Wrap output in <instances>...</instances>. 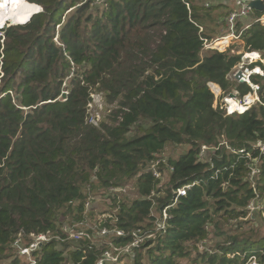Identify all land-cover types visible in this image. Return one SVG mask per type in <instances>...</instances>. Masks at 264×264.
I'll return each instance as SVG.
<instances>
[{"label": "trees", "instance_id": "16d2710c", "mask_svg": "<svg viewBox=\"0 0 264 264\" xmlns=\"http://www.w3.org/2000/svg\"><path fill=\"white\" fill-rule=\"evenodd\" d=\"M229 1L31 0L41 13L0 30V264H25L15 242L40 235L51 239L37 264H97L136 232L154 236L119 264H264V77L252 76L261 103L242 115L216 107L210 88L254 94L229 76L244 53L264 57V10L238 24L250 25L239 44L202 57ZM95 95L108 118L91 109ZM168 146L189 149L171 159ZM80 221L89 237L71 240ZM212 234L221 242L201 253Z\"/></svg>", "mask_w": 264, "mask_h": 264}, {"label": "built area", "instance_id": "2783aa9c", "mask_svg": "<svg viewBox=\"0 0 264 264\" xmlns=\"http://www.w3.org/2000/svg\"><path fill=\"white\" fill-rule=\"evenodd\" d=\"M256 0H232L233 3V11L231 13H229V15L227 16L226 20H225V25H226V33L224 34V36H222L221 38H218L214 43L208 44V42H206L205 44V50H217L219 52H226L235 41H239L242 38L243 32L247 29L250 28L249 24H245L243 26V29L240 30V32L238 31V24L241 21H246L247 19L250 18L251 16V3L254 2ZM263 1V0H262ZM264 3V1H263ZM264 23V17L261 18L260 22ZM234 45V44H233ZM264 64V57L261 53H244V57L242 58L241 63L234 69L233 73H231V75L229 76V78L231 79V81L234 82L233 79L236 78L237 80V76L239 74H242L244 76H248V81L245 82L248 85L251 86V88L253 89V93L255 94V97H253L252 95L254 94H250L247 95L245 97H241L240 93L238 91L236 100L239 102V104L244 105L246 107V111L242 114H245L250 107L261 103V99H260V95H259V91H260V87L259 86H255L252 84L251 82V78L252 76H263L264 77V71L259 68L256 67L254 69H250L249 67L254 65V64ZM259 71L258 73H255ZM237 84H244L241 81L237 80ZM221 90V89H220ZM233 90L227 95L229 96L226 100L227 104L231 105L230 101L231 100V94H232ZM226 96V97H227ZM224 97V98H226ZM223 98V99H224ZM252 98V101H250L249 99ZM252 102V103H250ZM225 107H222V109H224L227 113V115H234V114H239L242 115L239 112H234L232 113L230 111V109H227L226 107V103L223 102ZM255 149H259V151H261L264 154V144H259L257 146L254 147ZM208 150L206 148H204L203 153L201 154V158H205L206 155L208 154ZM226 152L228 154H236L233 150H231V148H227ZM239 154H244V151H239ZM247 156H251L250 154L246 153ZM158 164H156V166H158ZM260 174L259 171V163H257L255 165V168L252 170V173L250 174L249 180L254 182V179L257 175ZM155 176L157 178L160 177L159 173H156ZM193 187V185H186L184 186V188H182L181 190L178 191V196H186L187 195V191L190 190ZM176 204V201H175ZM173 204V205H175ZM261 207L257 206V205H251L249 206V210L251 212L253 211H258L260 210ZM162 217L164 219H166L167 217V212L166 210L161 214ZM73 227L72 228H66V232L69 234L71 240L74 241H79L82 238L88 236L86 234V231H84L85 227H90L89 224L86 221H80V222H73ZM163 230H165V225L163 224V222L160 220L157 223V229H156V234L158 232H162ZM116 234L118 236H124L123 232H116ZM109 235V232L106 229H103L100 232V238ZM154 235H149L147 237H144L140 234V232H136L133 234L134 240L133 242L128 245L125 248H113L112 250L106 251L104 253V255L102 256V258L98 261L97 264H119L121 261V256L123 255H131L134 253V251L138 248L141 247V245H143L145 243V241L151 239ZM89 237V236H88ZM51 239V237L49 236H45V235H40L38 236L34 242H32L31 244L27 245L22 238H19L14 245L15 248V258H18L20 260H22L23 262H25V264H37L38 263V257L36 256V254L40 251V248L42 247L43 243H47L49 242V240ZM90 245L93 248H96L97 250H100L102 247V243L97 239H90ZM246 264H261L259 259L254 255L251 254L248 256L247 258V262Z\"/></svg>", "mask_w": 264, "mask_h": 264}, {"label": "rangeland", "instance_id": "374dc122", "mask_svg": "<svg viewBox=\"0 0 264 264\" xmlns=\"http://www.w3.org/2000/svg\"><path fill=\"white\" fill-rule=\"evenodd\" d=\"M25 2L26 3H29V2H27L26 0H25ZM96 2L100 5L101 3H102V0H96ZM200 2L202 3V4H212L211 6H217V4L219 3V2H225V3H229L228 5H231V1H229V0H200ZM30 4V3H29ZM35 5V4H34ZM3 5L1 4V2H0V17H3ZM224 10H222V11H220V12H223ZM5 18V17H4ZM226 18H227V15L226 16H223V17H220V18H217V22L216 23H213V24H211V26L209 27V32L210 33H208L210 36H211V38H212V40H210L209 42H208V44H211V43H214L218 38V36H219V32H223V34H225L226 33V25H225V20H226ZM1 20H3V19H0V21ZM10 22V21H9ZM9 26H14L13 24H11V22L9 23V24H7L6 26L5 25H3L2 26V28L0 29V30H2V29H4V28H8ZM216 28L215 29V31L214 32H212L211 31V29L212 28ZM223 30V31H222ZM235 43L236 44H239L240 43V40L239 41H235L233 44L235 45ZM232 44V45H233ZM238 46H236L235 47V49L237 48ZM239 50V49H238ZM236 51H237V49H236ZM240 51V50H239ZM211 51H208V50H203L202 51V57H205L206 55H208L209 53H210ZM240 53H243V51H240ZM243 57H244V55H243ZM242 57V58H243ZM257 72H259V71H257ZM234 80V83H238L237 82V80H236V78L235 79H233ZM211 86H213V85H210V88H211V90L213 91V93L215 94V97H216V102H215V106L216 107H220V106H222V107H225V105H224V103L223 102H225L226 103V107H227V109H230V108H232V104L233 103H235V101L233 102V103H231V105H229V104H227V102H226V100H227V98L229 97V96H227L226 98H224L223 99V97H222V95H223V93H222V91L220 90V88L218 87V86H216V87H218V90L216 91V89L214 88V87H211ZM215 86V85H214ZM220 92V93H219ZM232 94H234V92H232ZM253 97H255V95L253 96ZM252 103V102H251ZM93 111H95V112H97L98 114V116L100 117V113H102V117H105V119L106 118H108V116H109V112H105V104H104V101H103V99H102V97L101 96H98V95H95L94 96V103H93V105H92V108H91ZM230 111H231V109H230ZM231 112H233V111H231ZM189 149V146H179V147H172V146H168L167 148H166V150L164 151V156L165 157H167V158H171V159H178L183 153H185L187 150ZM210 152H212V150L210 151ZM205 158H209V152H208V154L206 155V157ZM165 181V180H164ZM129 193V197H130V199H134L136 196H135V193H133L132 191L131 192H128ZM95 200H97V201H102V199L101 198H99L98 196H95ZM106 208V207H105ZM263 232H264V230H262ZM211 241L210 242H205V243H203L201 246H200V252L201 253H206V252H213L215 249V247L217 246V244L218 243H220L221 242V239L220 238H216L215 236H214V234H212L211 235ZM190 262V261H189ZM183 264H192V263H188V261H185Z\"/></svg>", "mask_w": 264, "mask_h": 264}, {"label": "bare ground", "instance_id": "6f19581e", "mask_svg": "<svg viewBox=\"0 0 264 264\" xmlns=\"http://www.w3.org/2000/svg\"><path fill=\"white\" fill-rule=\"evenodd\" d=\"M28 1V0H27ZM1 4L3 5V17L12 22H24L28 20V18L35 13L37 10H39V6L33 5L26 3L25 0H0ZM8 20V21H9ZM10 21V22H11ZM9 24V23H8ZM6 25V24H5ZM258 73V72H255ZM240 81L242 82H247L248 81V76L240 75ZM218 90V87L216 86H211ZM235 94H231V100H229L231 103L235 101V103L232 104L231 111L234 112H239V113H244L246 111V107L244 105L239 104V102L236 100L237 91H233ZM220 93V92H219ZM252 101V98L249 99ZM251 103V102H250Z\"/></svg>", "mask_w": 264, "mask_h": 264}, {"label": "water", "instance_id": "95a60500", "mask_svg": "<svg viewBox=\"0 0 264 264\" xmlns=\"http://www.w3.org/2000/svg\"><path fill=\"white\" fill-rule=\"evenodd\" d=\"M28 1L30 2L31 0H28ZM36 6H37V5H36ZM250 6H251L252 9H256V10H259V11L264 10V3H263L262 0H256V1L252 2ZM42 11H43V9H42L41 7H39V10H37L35 13H33V14L28 18V20H27L25 23H15V22H11V24H13V25H25V24L29 23V22L31 21V19H32L35 15L41 13ZM5 24H6V23H5ZM5 24H4V25H5ZM1 28H2V27H1ZM240 75H241V74H239V75L237 76V80H239V81H240ZM241 82H242V81H241ZM242 83H245V82H242Z\"/></svg>", "mask_w": 264, "mask_h": 264}, {"label": "crops", "instance_id": "0c3cea01", "mask_svg": "<svg viewBox=\"0 0 264 264\" xmlns=\"http://www.w3.org/2000/svg\"><path fill=\"white\" fill-rule=\"evenodd\" d=\"M216 86V85H215ZM234 94H235V92H234ZM255 95V94H254ZM254 95H252V96H254Z\"/></svg>", "mask_w": 264, "mask_h": 264}]
</instances>
